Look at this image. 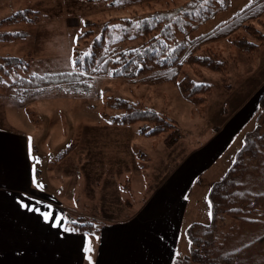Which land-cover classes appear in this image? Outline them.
<instances>
[{
    "label": "rangeland",
    "instance_id": "1",
    "mask_svg": "<svg viewBox=\"0 0 264 264\" xmlns=\"http://www.w3.org/2000/svg\"><path fill=\"white\" fill-rule=\"evenodd\" d=\"M249 2L230 0L226 9L201 24L191 36L209 32ZM26 9L35 12L38 20L3 23L14 13ZM116 16H122V12L112 13L101 4L78 0H0V36L21 35L0 41V57L29 58L31 73L71 71L76 54H86L103 21ZM85 20L98 22V26L86 27ZM89 28L94 29L91 36L78 38ZM214 46L228 60L224 74L184 66L180 75L212 84L211 98L198 106L183 100L172 83L130 84L112 77L110 72L93 77L92 87L85 94L72 95L48 88L28 94L18 102L12 98L13 89L9 87L17 76H25L17 72L0 82V128L23 134L28 143L30 138L36 180L43 185V190L62 202L68 217H82L98 225L125 220L189 149L208 140L213 127L222 124L247 97L251 100L255 96L259 101L264 91V47L258 53L247 55L236 50L230 41ZM114 99L152 109L173 127L146 136L140 132L143 127L149 130L150 125L145 122L128 126L108 123L102 114L119 113L105 106ZM257 113L258 108L222 157L189 192L176 257L190 253L189 226L210 222L208 192L211 186L230 168L245 138L263 131V127L254 130ZM176 130L179 141L167 147L165 139L169 134L173 138ZM261 183H264V172ZM262 235L264 219L251 229L238 230L234 244L253 240L257 248L254 252H258L257 257L264 264V239H255ZM94 236L89 235L91 247Z\"/></svg>",
    "mask_w": 264,
    "mask_h": 264
},
{
    "label": "trees",
    "instance_id": "2",
    "mask_svg": "<svg viewBox=\"0 0 264 264\" xmlns=\"http://www.w3.org/2000/svg\"><path fill=\"white\" fill-rule=\"evenodd\" d=\"M78 1L101 4L112 13L122 12V16L103 21L88 52L76 54L74 60H80L82 68L73 65L71 71L37 74L30 72L29 58L0 57V82L10 79L13 73L25 75L17 76L9 84L14 100L22 101L28 94L48 88L61 89L72 95L85 94L92 87L93 77L110 72L112 77L130 84L172 83L183 100L198 106L211 98L213 86L207 81L196 82L188 75L180 77L184 66L224 74L228 60L213 45L218 47V43L230 41L236 50L247 55L258 53L264 47V0H250L230 19L196 37L191 34L216 13L226 9L230 0ZM35 14L26 9L14 13L3 23H32L38 20ZM84 25L97 27L98 22L85 20ZM93 33L94 29L89 28L78 38L89 37ZM19 36L18 33L4 34L0 41ZM105 106L119 112L115 116L102 114L108 123L128 126L145 122L150 128L146 131L143 127L140 132L146 136H154L173 127L160 113L138 103L114 99ZM254 124V130L263 127V131L245 138L230 168L208 192L210 222L189 226L190 253L174 257L171 264H261L258 252H254L255 242L234 244V237L238 230L251 229L264 219V183H261L264 172V91L259 97ZM174 134L173 138L169 134L165 139L167 147L179 141V131H174ZM65 218V223L78 222L69 227L86 235L97 233L102 227L82 217L72 219L66 214ZM262 236L255 239L261 241L264 239Z\"/></svg>",
    "mask_w": 264,
    "mask_h": 264
},
{
    "label": "crops",
    "instance_id": "3",
    "mask_svg": "<svg viewBox=\"0 0 264 264\" xmlns=\"http://www.w3.org/2000/svg\"><path fill=\"white\" fill-rule=\"evenodd\" d=\"M257 108L258 99L247 97L222 124L213 127L207 141L184 153L128 218L102 225L94 233L92 264H171L189 192ZM32 169L27 137L0 128V264H89L82 252L90 243L89 235L53 228L17 203L18 199L30 203L22 195L26 194L51 205L55 214L66 215L57 197L31 183Z\"/></svg>",
    "mask_w": 264,
    "mask_h": 264
},
{
    "label": "snow or ice",
    "instance_id": "4",
    "mask_svg": "<svg viewBox=\"0 0 264 264\" xmlns=\"http://www.w3.org/2000/svg\"><path fill=\"white\" fill-rule=\"evenodd\" d=\"M99 39V37H98ZM73 65L78 68H82V62L80 60H74ZM29 155H31V141L29 138ZM31 183L36 186L39 190H43V185H39L36 177H35V169H32V175H31ZM25 195V199L31 201L30 203H25L23 200H17V203L19 206L28 211L35 213L36 215L40 216L44 223L48 224L50 223L53 228H59L61 231L71 234L72 232H75L74 228H70V224L78 223L76 221H67L66 223H62L66 220L65 217L55 214L54 210L52 209L51 205H45L42 201L35 200L34 198ZM211 208V205H209ZM46 209V210H42ZM211 216V213H210ZM98 239V238H97ZM93 249L91 247V244L88 243L85 245V247L82 249V252L85 253V258L88 259L89 264H92L91 260V253Z\"/></svg>",
    "mask_w": 264,
    "mask_h": 264
}]
</instances>
